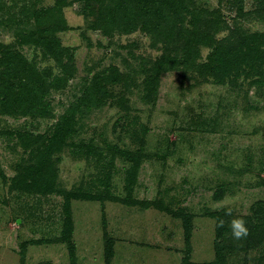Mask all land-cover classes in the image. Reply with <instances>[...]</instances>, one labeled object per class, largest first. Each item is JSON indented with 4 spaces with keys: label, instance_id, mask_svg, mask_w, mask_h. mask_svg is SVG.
<instances>
[{
    "label": "rangeland",
    "instance_id": "374dc122",
    "mask_svg": "<svg viewBox=\"0 0 264 264\" xmlns=\"http://www.w3.org/2000/svg\"><path fill=\"white\" fill-rule=\"evenodd\" d=\"M57 1L0 0L1 59L9 49L40 71L60 74L42 49L21 36L35 27V10ZM66 1L62 12L69 29L56 37L73 50L76 74L50 93V117L0 115V264L211 263L218 231L214 213L228 230L227 263L264 264V75L220 84L204 67L212 49L201 47L195 64L160 74L149 98L147 82L155 78L153 67L166 48L154 46L143 31L105 37L82 14L83 0ZM238 2L198 0L200 7L220 10L225 23L218 41L239 32L264 33V0H243L242 16ZM104 75H111L101 81L106 97L78 115L77 133L53 157L54 192L20 189L13 179L31 163L35 146L25 149L17 133L41 138L38 144L44 145L59 119ZM88 143L98 153L81 149ZM136 157L137 180L129 192ZM129 194L159 208L88 198ZM233 218L246 222L247 236H232Z\"/></svg>",
    "mask_w": 264,
    "mask_h": 264
},
{
    "label": "trees",
    "instance_id": "16d2710c",
    "mask_svg": "<svg viewBox=\"0 0 264 264\" xmlns=\"http://www.w3.org/2000/svg\"><path fill=\"white\" fill-rule=\"evenodd\" d=\"M83 1L82 14L85 19L91 22L93 30L100 29L105 37H112L115 33L130 34L143 31L151 36L154 46L161 44L166 48L165 54L153 67L155 78L150 77L147 82L149 98L155 92L160 74L195 64L200 56L201 47L212 49L209 61L204 67L220 84H224L227 80L233 82L240 77L255 76L257 73L264 75V33L244 34L238 31L237 35L218 41L216 35L225 23L220 10L210 11L206 7H200L198 0ZM66 4H68L66 0H58L53 6L35 10L33 12L35 27L33 29L29 27L21 33L23 42L42 49L44 55L59 67L60 74L54 75L52 70L40 71L35 65L26 61L19 52L6 49L7 52L3 53L5 59L0 58V73H3V78H0V115L50 117L51 104L47 101L50 93L65 86V83L76 74L73 50L63 46L56 37L57 33L69 29L62 12ZM243 11V0H240L237 7L238 15L242 16ZM23 14H27V11ZM26 17L25 21L29 19L28 16ZM233 38L238 40L236 45ZM181 52L182 56H180ZM108 76L111 77L104 75L93 80L92 86L86 88L83 97L55 124L52 135L44 145L38 144L41 138H35L25 132L17 133L25 149H32L35 146L31 150V163L13 179L20 189L26 186L30 191L46 194L54 192L57 173L56 160L53 157L61 152L68 140L77 133V127L82 119L78 115L83 117L93 105L104 100L106 94L101 91V81H108ZM117 82L116 78L112 81L114 84ZM30 139L37 143L30 145L28 142ZM80 147L86 150L87 154L98 153L91 143ZM136 158L138 161L133 160L134 165L128 172L129 192H132L137 180L140 159ZM110 183V180H107V193L111 190ZM219 197L220 195L216 198ZM77 198L82 197L79 195ZM88 198L119 201L126 206H142L145 209H150L152 206L159 208L156 203L133 200L131 194L124 199L114 197L111 199L110 195L101 198L89 195ZM67 207L70 210V201ZM213 216L217 219L218 230L215 241L216 260L206 264H228L224 238L228 230L221 214L214 213ZM67 233L66 238H69L71 229H68ZM189 239L190 234L187 235V240ZM109 254L113 255V252ZM71 257L74 263V253ZM184 264L189 263L185 261Z\"/></svg>",
    "mask_w": 264,
    "mask_h": 264
},
{
    "label": "clouds",
    "instance_id": "9594fccd",
    "mask_svg": "<svg viewBox=\"0 0 264 264\" xmlns=\"http://www.w3.org/2000/svg\"><path fill=\"white\" fill-rule=\"evenodd\" d=\"M226 215H231V210L226 212ZM232 236L236 239H240L248 234V228L246 222L240 218H233L230 223Z\"/></svg>",
    "mask_w": 264,
    "mask_h": 264
}]
</instances>
